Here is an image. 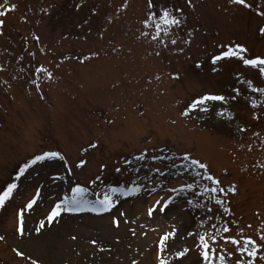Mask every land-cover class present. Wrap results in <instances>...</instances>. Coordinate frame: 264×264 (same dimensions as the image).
Instances as JSON below:
<instances>
[{
    "label": "rangeland",
    "instance_id": "rangeland-1",
    "mask_svg": "<svg viewBox=\"0 0 264 264\" xmlns=\"http://www.w3.org/2000/svg\"><path fill=\"white\" fill-rule=\"evenodd\" d=\"M164 2L184 9L183 24L173 30L178 45L156 56L162 46L140 36L155 31L142 24L145 0H127V9L125 0H0V11L7 12L0 17V192L17 184L0 208V264H159L160 240L173 226L179 232L176 241L166 242L171 246L165 256L171 261L187 247L184 264H201L197 240L187 231L211 232L213 223L227 224L230 231L221 235L237 239L264 231V92L253 91L264 89V78L235 58L216 72L210 63L217 45L229 41L245 44L250 57L264 56L258 31L264 0H246L248 7L230 0ZM12 4L15 10L7 11ZM233 88L239 89L235 101ZM205 93L229 99L209 102L207 113L189 110ZM46 152L59 156L30 163L21 174L22 165ZM81 159L87 161L83 168L77 167ZM192 159L205 163L226 191L235 185L236 193L204 192L213 185ZM183 184L192 188L170 191ZM77 185L88 189L89 203L80 211H61L49 223L52 207ZM133 187L140 191L119 196L111 212L89 210L106 193L115 201L111 188ZM169 196L166 212L149 217L147 209ZM32 199L36 204L25 211L21 236L18 213ZM42 220L45 227L35 231ZM215 247L233 253L226 255L229 264L241 256L222 240Z\"/></svg>",
    "mask_w": 264,
    "mask_h": 264
},
{
    "label": "snow or ice",
    "instance_id": "snow-or-ice-1",
    "mask_svg": "<svg viewBox=\"0 0 264 264\" xmlns=\"http://www.w3.org/2000/svg\"><path fill=\"white\" fill-rule=\"evenodd\" d=\"M187 4L189 6H192V0H186ZM4 3L7 4L8 0H4ZM230 3L236 4V5H244L245 7H248L249 5L246 4V0H230ZM2 7V5H0ZM16 8L15 4H12L7 11H14ZM122 8L127 9L128 3L127 0H125V3L122 5ZM183 12L184 9L182 7L172 5L169 6L164 0H145V18L142 20V24L144 28H154L155 31L149 32V31H141L140 36L144 38H149L151 41H155L156 43L160 44L162 46V49L160 51H156L155 55L160 56L161 51L164 48H168L169 44L172 46L178 45V37L172 38L173 36V30L181 28L183 24ZM7 15L6 11H0V17H3ZM261 15H264V13H261ZM4 26V20L0 19V30H2ZM259 33L261 35H264V26H261L258 29ZM3 32L0 31V35H2ZM168 38L166 41L165 39H162L161 36ZM191 36L192 33H189ZM37 40L39 37L36 38ZM191 40H184L183 44H190ZM217 48L219 49L218 52L213 53L210 56V63L213 66L212 71L216 72L219 70V67H222L225 62H230L235 58V60L242 63V65L246 68H250L253 71H256L259 77L264 78V56H248L249 49L248 47L243 43H238L235 41H229L228 43L219 44L217 45ZM179 52H183V47H178L177 49ZM34 55V54H32ZM90 58V57H86ZM219 65V67H218ZM197 68L202 67L199 61H197L196 65ZM38 72L46 73L48 78H52V73L48 71L47 68L40 67L37 69ZM239 76L240 73H237ZM159 79V77H157ZM175 79H178V75L174 77ZM246 83L251 86V81H245ZM253 91H261L264 92V89H256L253 88ZM233 95L230 96V99L232 101H235L239 95V89L233 88L232 90ZM229 99V97H226L222 94H214V93H205L201 95L200 97L194 99L190 105L188 106L189 110H196L199 109L200 112L207 113L210 111L209 102H221L224 103ZM253 107H255V104H253ZM188 110L182 112V115L187 116ZM258 118V117H257ZM240 131H244V129H240ZM89 147L95 148L97 147L96 144H90ZM88 149H84L85 152H87ZM59 156V153L57 152H46L42 155H37L35 158L31 161V164H36L38 161H42L45 159H50L53 157ZM61 160L64 159L63 156L59 157ZM139 159H142L143 156L138 157ZM185 160L189 159V156L185 154L184 156ZM87 164V161L84 159H81L77 167H85ZM191 164L194 166H197L200 169L205 170L204 178L211 182V185L213 186H207L205 185L203 187L204 192L215 194L217 192L223 193L227 195L228 193L235 194L237 189L235 185L229 186L227 191L221 187V181L215 177H213L210 174H207V165L205 163L200 162L199 160L192 159ZM28 167V165H25L24 168H22L21 174H23L24 170ZM105 167V166H101ZM117 172L120 171L119 168L116 169ZM197 175H201L200 173H197ZM19 179V176L17 177ZM97 180L100 179L98 176L96 178ZM95 183V181H93ZM17 184L16 183H10L7 185L6 189H4L2 192H0V208L4 207L5 202L12 198L14 190H16ZM192 184H183L180 186L179 189L172 188L170 189L171 192L176 193L177 191H183L184 189H191ZM72 195L71 197H65L62 203H56L51 211L47 214V221L49 223H52L55 218L59 217L61 215V211L64 212H75L80 211L81 206L84 204L89 203V201L84 199V194L87 193L88 189L86 187H82L80 185H77L71 189ZM111 193L118 194L117 199L114 201V198L112 195L105 194L102 199H97L95 201V204L93 208L89 209L91 211H97V212H111L113 208L116 207V203H118L119 196L123 195H131L135 194L140 191L139 187H133L128 189L127 192H123L118 188H111ZM199 195H203V193H199ZM211 199L214 201L216 205H222V200L219 199L217 196L213 195ZM172 197L169 196L166 200L163 201V203L160 200H156L154 204L147 209V214L149 217H152L154 213L159 211V213L163 214L168 209L170 203H171ZM191 203V201H189ZM36 204V199L30 200L24 208L20 210L18 213L19 217V227L17 229L18 233L23 236L25 234L24 229V216L26 210H31L33 206ZM63 206V207H62ZM208 213H212V209H207ZM223 211L225 213L229 212V209L227 207L223 208ZM125 213L121 212L120 216H124ZM257 216H259V213H257ZM220 217H217L219 219ZM208 220H212V216L208 215ZM127 222V221H126ZM201 226H203V218H201ZM112 224L119 228L120 221L113 217ZM45 227L44 221H40L39 228L35 229V231L39 232L40 229ZM248 228H251V225L247 226ZM211 228L214 231H208L205 230L203 233L199 232H192L187 231L188 237L195 236L197 240V246L200 249V257L202 258L201 264H229V262L226 259V255L228 257L232 256L233 253L227 252L226 255L224 254V250L222 249L221 252H217V249L215 245H217L218 241L222 240L225 244H231L235 246L236 252L240 253L241 256L239 259L235 260L234 264H258V261H264V231L257 233V238H253L251 236H243L241 235L240 239H237L234 236H227V235H221V233H228L230 231V228L227 224L221 225L219 228L216 227V224L213 223L211 225ZM179 232V229H177L175 226H173V230L171 232L166 233L160 240L159 244V255L158 260L159 264H184V258L189 253L190 249L187 247L182 248L181 250H177L174 254L173 260H169L165 256V251L171 246L169 243L171 241H176L177 239V233ZM243 230L241 229V234ZM133 235H135V230H133ZM72 239H76L75 236L72 237ZM4 240V236L0 235V241ZM93 246H96L98 244V241L93 239L91 241ZM100 251H104L103 248H100ZM17 255L23 256L24 253L21 251H17ZM32 264H37L36 261H32ZM133 264H138L137 261H133Z\"/></svg>",
    "mask_w": 264,
    "mask_h": 264
},
{
    "label": "trees",
    "instance_id": "trees-1",
    "mask_svg": "<svg viewBox=\"0 0 264 264\" xmlns=\"http://www.w3.org/2000/svg\"><path fill=\"white\" fill-rule=\"evenodd\" d=\"M34 158H31V160H29V161H27V163H25L24 165H22L21 166V168L23 167H25V165H28V164H30L31 163V161L33 160ZM6 187H7V184H5L4 186H3V188L1 189V192L4 190V189H6Z\"/></svg>",
    "mask_w": 264,
    "mask_h": 264
}]
</instances>
